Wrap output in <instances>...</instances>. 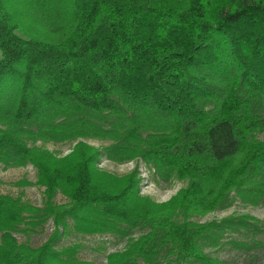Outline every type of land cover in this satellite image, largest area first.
I'll return each mask as SVG.
<instances>
[{
  "label": "trees",
  "instance_id": "obj_1",
  "mask_svg": "<svg viewBox=\"0 0 264 264\" xmlns=\"http://www.w3.org/2000/svg\"><path fill=\"white\" fill-rule=\"evenodd\" d=\"M261 133L264 0H0V164L31 165L45 196L37 208L0 194V264H95L56 248L68 219L81 235L147 227L101 264H218L203 246L264 235V220L192 218L264 202ZM38 141L73 145L59 156ZM101 158L185 185L156 202L136 167L117 176ZM47 219L42 243L17 242Z\"/></svg>",
  "mask_w": 264,
  "mask_h": 264
},
{
  "label": "rangeland",
  "instance_id": "obj_2",
  "mask_svg": "<svg viewBox=\"0 0 264 264\" xmlns=\"http://www.w3.org/2000/svg\"><path fill=\"white\" fill-rule=\"evenodd\" d=\"M257 138L263 139L264 134H258ZM85 142L93 147L102 148L107 141L89 139ZM36 146L44 148L62 156L72 147L73 142H36ZM98 167L106 172L117 176L124 175L134 167L138 170L141 179L139 189L142 195L150 197L156 202L166 201L179 188L185 185L184 181H177L173 177L160 178L151 167L135 159L130 162L115 163L101 158ZM36 172L31 165L22 167H5L0 164V194L19 197L20 201L41 208L45 204L43 188L36 184ZM23 182V183H21ZM56 204L66 203L67 200L59 193L53 198ZM264 202L257 206H249L240 203L238 200H231L227 207L215 210L203 217H193V221L208 222L219 221L221 218L237 215H249L260 221L264 220ZM53 229L50 219L37 221L36 224L28 227L23 224L14 231L17 242L26 243L36 247L42 243ZM143 224H134L131 227H124L126 235H114L112 233L81 235L75 233L70 227V220L66 222V228L58 241L56 248L75 246L74 257L80 260L91 261L101 264L105 256L114 251L123 249L130 241L147 231ZM203 251L211 258L216 259L218 264H264V235L254 233L246 229H239L223 232L215 241L214 245L203 246ZM160 264V263H158ZM174 264V263H170ZM178 264H199L192 261H184Z\"/></svg>",
  "mask_w": 264,
  "mask_h": 264
}]
</instances>
